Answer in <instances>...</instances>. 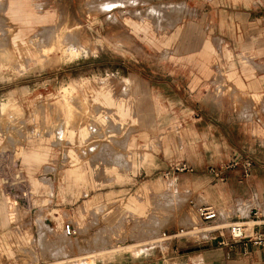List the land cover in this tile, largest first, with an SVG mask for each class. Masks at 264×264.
<instances>
[{"label": "crops", "instance_id": "crops-1", "mask_svg": "<svg viewBox=\"0 0 264 264\" xmlns=\"http://www.w3.org/2000/svg\"><path fill=\"white\" fill-rule=\"evenodd\" d=\"M122 2L135 5L138 0ZM186 4L196 13L173 20L168 16L171 7L139 13L142 22L145 16L165 15L155 21L173 22L169 31L161 30L160 24L152 32L129 22L145 39L142 46L147 52L127 68L138 128L120 143L131 150V160L107 145L110 150L104 153L113 165L109 164V174L94 167L96 158L67 169L46 164L51 171L41 174L48 149L26 148L28 163L23 162L35 170L32 179L39 189L33 193L35 213L44 214L54 229L62 225L63 231L64 224L73 221L74 227L97 230L107 219L110 232L120 228L127 241L138 246L135 239L151 232L170 235L183 228H164V204L171 196L188 197L189 206L183 205L180 215L189 208L197 212L200 206H212L221 212V224L237 216L247 218L254 206L264 204V0H186ZM247 160L252 167L245 175ZM235 161L236 168L223 169ZM180 162L193 172L165 178ZM117 168L128 170L123 175ZM210 168L220 171L221 178ZM5 202L0 189V243L33 220L18 208V221H13V209ZM117 204L123 207L107 214L100 209ZM205 225L202 221L198 225L205 232L200 240L156 242L148 252L126 254L112 264H264V247L231 244L226 229L202 230Z\"/></svg>", "mask_w": 264, "mask_h": 264}, {"label": "rangeland", "instance_id": "rangeland-1", "mask_svg": "<svg viewBox=\"0 0 264 264\" xmlns=\"http://www.w3.org/2000/svg\"><path fill=\"white\" fill-rule=\"evenodd\" d=\"M119 1L0 0V189L6 190L3 177L21 174L27 187L24 191L32 194L30 200L26 197L12 208L10 196L5 194V203L13 209V221H18V208L33 219L0 243V264H112L126 254L148 252L157 243L172 240L157 230L135 239L140 245L150 244L132 246L126 231H109L107 219H103L104 226L91 231L74 227L73 221L65 223L76 232L66 236L64 226L63 231L62 225L54 229L44 214L35 213L33 193L39 189L32 179L35 170L25 164L27 149H48V159L40 164L41 174L51 171L45 169L46 164L67 169L93 158L94 167L109 174V164L113 165L104 153L109 146L131 160V150L120 143L132 138L138 128L136 96L127 68L140 62L147 52L142 46L145 39L129 22L140 23L152 32L160 24L161 30L169 31L173 22L155 21L165 15L145 16L142 22L139 13L148 15L151 7H171V20L196 13L186 0H138L126 6ZM72 49L77 53L69 52ZM117 170L124 175L128 169ZM182 197L171 196L165 201V229L201 224L194 209L178 213L183 205L189 206L185 202L188 197ZM115 207L123 206L102 205L100 209L107 214ZM204 234L195 231L191 239L198 240Z\"/></svg>", "mask_w": 264, "mask_h": 264}, {"label": "built area", "instance_id": "built-area-1", "mask_svg": "<svg viewBox=\"0 0 264 264\" xmlns=\"http://www.w3.org/2000/svg\"><path fill=\"white\" fill-rule=\"evenodd\" d=\"M3 158V157H1ZM3 163V162H2ZM1 164V162H0ZM239 165V162H231L225 166H223L224 170L234 169ZM2 170L4 171L3 166ZM252 167V163L250 161L244 162V174L248 175L250 168ZM5 170L10 171L11 169L6 168ZM210 171L216 175L218 178H221L220 171H217L213 168H210ZM193 172V169L186 163H178L175 164L172 169L166 173L167 177H173L175 175L181 173H190ZM14 173V172H13ZM3 185L6 190L5 194L10 196L11 202L10 205L12 208H15L19 202L23 201L24 198H31L30 191H24L26 187L25 179L22 175L18 174L16 177L13 175L11 178L4 179L3 177ZM20 186V188H19ZM23 188V189H22ZM22 189V192H21ZM21 193V197H20ZM28 200V201H29ZM24 202V201H23ZM197 213L200 220L206 224L202 230L209 231H217L226 229L229 234V240L231 244L241 243L244 246L254 245L258 247H264V204L254 206L251 210L249 216L247 218L237 216L232 221L226 222L224 224L218 223L222 216L221 212L212 206H200L197 208ZM200 230L199 227L195 228H182L177 233L167 235L163 234V238L165 239H191V235L195 233V231ZM75 229L71 224H66L64 226V234L66 236L74 235ZM221 246H225L226 242H222Z\"/></svg>", "mask_w": 264, "mask_h": 264}, {"label": "bare ground", "instance_id": "bare-ground-1", "mask_svg": "<svg viewBox=\"0 0 264 264\" xmlns=\"http://www.w3.org/2000/svg\"><path fill=\"white\" fill-rule=\"evenodd\" d=\"M53 45H54V44H53ZM67 52H68V51H67ZM67 52H66V53H67ZM69 52H71L72 54H74V53H77V50H76V49H72V50L69 51ZM69 52H68V53H69ZM70 56H71V55H70ZM25 158H26L25 160H28V155H27V153L25 154ZM222 219H223V218H222ZM209 235H210V234H209Z\"/></svg>", "mask_w": 264, "mask_h": 264}]
</instances>
